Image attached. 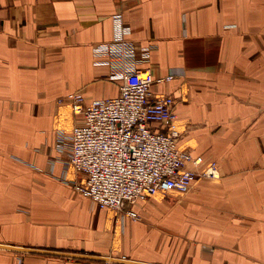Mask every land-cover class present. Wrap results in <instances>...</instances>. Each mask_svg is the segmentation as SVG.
Listing matches in <instances>:
<instances>
[{"label":"crops","instance_id":"crops-1","mask_svg":"<svg viewBox=\"0 0 264 264\" xmlns=\"http://www.w3.org/2000/svg\"><path fill=\"white\" fill-rule=\"evenodd\" d=\"M118 15L125 61L95 52ZM111 63L174 76L153 91L219 172L127 205L140 220L80 198L56 148L82 123L69 95H119ZM0 264H264V0H0Z\"/></svg>","mask_w":264,"mask_h":264},{"label":"built area","instance_id":"built-area-1","mask_svg":"<svg viewBox=\"0 0 264 264\" xmlns=\"http://www.w3.org/2000/svg\"><path fill=\"white\" fill-rule=\"evenodd\" d=\"M114 33L115 40L97 47L96 55L121 61L134 58L135 47L127 41L131 29L119 15L114 18ZM111 65L119 95L90 104L80 92L69 95L65 100L82 123L71 136L58 135L56 148L69 153L62 179L80 198L140 220L136 212H125L127 205L147 203L172 191L188 194L199 179L217 178L219 172L214 165L199 171L203 158L180 148L177 100L153 91L155 83L171 82L174 76L156 80L149 68ZM69 169L83 180L69 181Z\"/></svg>","mask_w":264,"mask_h":264},{"label":"rangeland","instance_id":"rangeland-1","mask_svg":"<svg viewBox=\"0 0 264 264\" xmlns=\"http://www.w3.org/2000/svg\"><path fill=\"white\" fill-rule=\"evenodd\" d=\"M219 177H217V179H218ZM209 179H213V178H209ZM151 201V200H150Z\"/></svg>","mask_w":264,"mask_h":264}]
</instances>
